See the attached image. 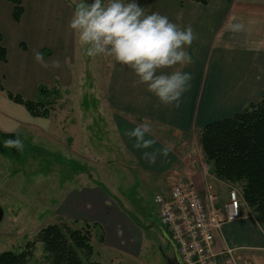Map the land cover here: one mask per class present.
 Returning a JSON list of instances; mask_svg holds the SVG:
<instances>
[{
  "label": "rangeland",
  "instance_id": "374dc122",
  "mask_svg": "<svg viewBox=\"0 0 264 264\" xmlns=\"http://www.w3.org/2000/svg\"><path fill=\"white\" fill-rule=\"evenodd\" d=\"M79 2L21 0L23 13L17 20L13 3L0 0V44L6 48V59L0 60V132H17L24 144L18 156L0 154V252H19L26 242H33L29 264H47L42 243L36 240L38 231L64 221L84 225L60 216L59 203L76 185L77 176L87 171L98 177L102 172L112 180L113 189L108 188L125 205L134 227L120 226L123 252L101 249L102 228L92 227L93 255L87 264H168L166 229L153 201L163 191L138 182L135 193L122 192L120 175L126 155L119 148L118 123L105 102L113 64L110 57H88L68 27ZM33 50L43 53L49 67L35 61ZM54 60L60 62L59 68L51 67ZM9 93L25 101L53 100L45 104L47 115H34ZM93 161L112 164L103 170ZM232 188L241 198L239 187ZM227 189L220 184L213 187L219 193ZM111 238L116 239L114 232Z\"/></svg>",
  "mask_w": 264,
  "mask_h": 264
},
{
  "label": "crops",
  "instance_id": "0c3cea01",
  "mask_svg": "<svg viewBox=\"0 0 264 264\" xmlns=\"http://www.w3.org/2000/svg\"><path fill=\"white\" fill-rule=\"evenodd\" d=\"M138 3L146 12H158L180 27L191 25L197 39L185 49L193 63L162 70L168 74L175 70L192 74L190 89L182 95L179 107L175 103L162 104L146 85L134 84L138 79L134 72L110 57L113 65L105 102L118 123L119 148L126 155L120 175L122 192L130 196L139 182L163 191L157 193L168 194L174 184L182 182L204 196L206 191H212L215 206L222 209L232 186L212 174L200 151L198 136L205 124L238 113L264 96V0H209L206 5L192 0ZM235 22L243 23L244 29L229 31L228 26ZM144 124H150L151 132L138 141L130 133ZM137 143L141 146L137 147ZM165 148L169 149L166 156L162 152ZM152 155L156 156L155 163L149 162ZM92 163L103 170L112 164ZM97 176L87 171L77 176L76 187L59 203V214L78 223H96L103 232L101 249L123 252L120 226L133 228L134 224L123 210L125 205L115 199L109 175L101 172ZM217 184L228 187L227 191H213ZM243 214L223 222L215 236V251L233 249L234 263L224 253L218 256L220 264H264V229L247 208ZM113 232L115 240L111 238ZM164 233L171 251L168 264H182L170 232L166 229Z\"/></svg>",
  "mask_w": 264,
  "mask_h": 264
},
{
  "label": "clouds",
  "instance_id": "9594fccd",
  "mask_svg": "<svg viewBox=\"0 0 264 264\" xmlns=\"http://www.w3.org/2000/svg\"><path fill=\"white\" fill-rule=\"evenodd\" d=\"M68 27L76 36L77 43L84 48L88 57H112L121 66L131 69L138 78L134 84L146 85L164 105L180 106L182 95L190 89L192 74L180 70L164 73L163 69L176 68L193 63L185 50L197 39L191 25L180 27L167 16L158 12H146L138 3L131 0H81L77 3ZM244 24L235 22L228 26L231 32H240ZM34 59L43 67V53L33 50ZM53 68H59L60 62L54 60ZM151 132L150 124L137 126L130 135L142 140L145 133ZM151 142H145L147 146ZM137 147L141 145L137 143ZM5 148L24 150L23 141L15 139L4 141ZM169 149L162 150L167 155ZM152 155L149 162L155 163Z\"/></svg>",
  "mask_w": 264,
  "mask_h": 264
},
{
  "label": "trees",
  "instance_id": "16d2710c",
  "mask_svg": "<svg viewBox=\"0 0 264 264\" xmlns=\"http://www.w3.org/2000/svg\"><path fill=\"white\" fill-rule=\"evenodd\" d=\"M8 1L13 3L14 18L20 19L23 13L21 0ZM192 1L202 5L209 2ZM5 59L6 48L0 44V60ZM9 95L34 115H47L45 104L53 100L25 101L19 95ZM17 136V132H0V154L19 155L17 149L4 147L5 140ZM198 142L212 174L232 187H239L243 208H247L264 229V96L238 113L205 124L200 129ZM95 226L96 223H85L75 227L64 221L41 227L36 240L42 243L47 264H87L93 255L91 228ZM102 240L100 236L99 241ZM32 247L33 242H26L19 252L1 251L0 264H29Z\"/></svg>",
  "mask_w": 264,
  "mask_h": 264
},
{
  "label": "built area",
  "instance_id": "2783aa9c",
  "mask_svg": "<svg viewBox=\"0 0 264 264\" xmlns=\"http://www.w3.org/2000/svg\"><path fill=\"white\" fill-rule=\"evenodd\" d=\"M153 201L161 224L170 232L182 264H217L218 256L232 251H215V236L225 221L244 216L238 191L229 190L223 208L215 206L214 196L202 195L192 185L177 182L168 194L156 193ZM252 216V214H250Z\"/></svg>",
  "mask_w": 264,
  "mask_h": 264
},
{
  "label": "water",
  "instance_id": "95a60500",
  "mask_svg": "<svg viewBox=\"0 0 264 264\" xmlns=\"http://www.w3.org/2000/svg\"><path fill=\"white\" fill-rule=\"evenodd\" d=\"M2 217H3V211H2V209L0 207V220L2 219Z\"/></svg>",
  "mask_w": 264,
  "mask_h": 264
},
{
  "label": "flooded vegetation",
  "instance_id": "af4514ba",
  "mask_svg": "<svg viewBox=\"0 0 264 264\" xmlns=\"http://www.w3.org/2000/svg\"><path fill=\"white\" fill-rule=\"evenodd\" d=\"M92 2V0H90V3Z\"/></svg>",
  "mask_w": 264,
  "mask_h": 264
}]
</instances>
